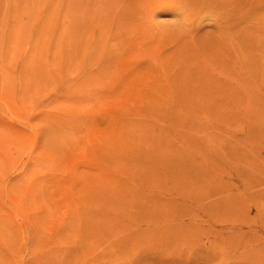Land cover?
Masks as SVG:
<instances>
[{"label":"rangeland","instance_id":"1","mask_svg":"<svg viewBox=\"0 0 264 264\" xmlns=\"http://www.w3.org/2000/svg\"><path fill=\"white\" fill-rule=\"evenodd\" d=\"M93 1L0 0V264H264V0Z\"/></svg>","mask_w":264,"mask_h":264},{"label":"bare ground","instance_id":"2","mask_svg":"<svg viewBox=\"0 0 264 264\" xmlns=\"http://www.w3.org/2000/svg\"><path fill=\"white\" fill-rule=\"evenodd\" d=\"M157 1L160 3V0H94L93 6L96 10L95 14L98 18L99 29V38L95 46L97 52H102L103 55L106 53L104 52L106 50L104 46L105 38H108L112 42L106 54H115L130 38H133V36L140 37L142 31L145 34L148 28L146 25L148 19L152 20L153 14L156 13L155 7L156 3H158ZM244 3L245 0H190L184 5H187L191 11L189 14L190 18L192 16L193 18H197L206 14L219 13L228 23V21H231L229 19L230 14H235L237 10L240 15L242 14L241 11ZM73 37L76 38V35H73Z\"/></svg>","mask_w":264,"mask_h":264}]
</instances>
